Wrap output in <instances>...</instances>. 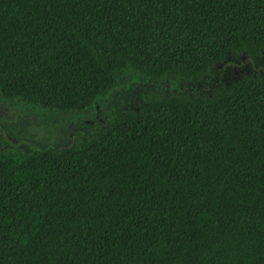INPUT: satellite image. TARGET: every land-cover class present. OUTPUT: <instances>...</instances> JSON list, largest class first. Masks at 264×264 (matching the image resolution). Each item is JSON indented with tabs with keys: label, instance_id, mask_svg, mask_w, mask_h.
<instances>
[{
	"label": "trees",
	"instance_id": "16d2710c",
	"mask_svg": "<svg viewBox=\"0 0 264 264\" xmlns=\"http://www.w3.org/2000/svg\"><path fill=\"white\" fill-rule=\"evenodd\" d=\"M230 56H264V0H0V99L37 124L103 111L0 144V264H264V72L103 101Z\"/></svg>",
	"mask_w": 264,
	"mask_h": 264
},
{
	"label": "rangeland",
	"instance_id": "374dc122",
	"mask_svg": "<svg viewBox=\"0 0 264 264\" xmlns=\"http://www.w3.org/2000/svg\"><path fill=\"white\" fill-rule=\"evenodd\" d=\"M264 72V56L260 58L245 59L244 57H228L224 63L215 65L208 78L202 82L187 81L176 85L171 77L160 81H148L144 78L116 76V88L103 99L108 108L119 105H129L136 109L144 101V96L149 90H172L176 86L184 91L199 93L209 92L213 85L228 83L230 80L242 75ZM99 107V106H98ZM100 108V107H99ZM98 108V109H99ZM110 108V109H111ZM23 105L0 99V144L19 145L31 143L29 137L48 136L55 143L68 141L71 132L97 125L102 119V112H93L87 117L79 118L74 124L51 118V120L37 122L39 119L34 113L28 114ZM100 110V109H99ZM35 117V118H34ZM34 118V119H33Z\"/></svg>",
	"mask_w": 264,
	"mask_h": 264
}]
</instances>
